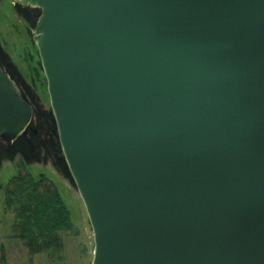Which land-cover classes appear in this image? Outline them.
Segmentation results:
<instances>
[{
	"label": "water",
	"instance_id": "95a60500",
	"mask_svg": "<svg viewBox=\"0 0 264 264\" xmlns=\"http://www.w3.org/2000/svg\"><path fill=\"white\" fill-rule=\"evenodd\" d=\"M13 1L93 264H264V0ZM33 114L0 66V137Z\"/></svg>",
	"mask_w": 264,
	"mask_h": 264
},
{
	"label": "rangeland",
	"instance_id": "374dc122",
	"mask_svg": "<svg viewBox=\"0 0 264 264\" xmlns=\"http://www.w3.org/2000/svg\"><path fill=\"white\" fill-rule=\"evenodd\" d=\"M39 13V8L24 6L13 0H0V65L15 80L21 93L35 103L34 122L42 131L49 130L51 150L59 144L60 139L46 76L34 41L33 27ZM45 116L49 119L53 117L54 127L52 123L48 125ZM37 153L26 154L27 161L24 162L21 156L12 155L6 142L3 144L0 140V264H93V229L69 167L68 172H62L56 161L43 160ZM20 172H30L36 177L45 176L52 180L70 209L73 229L72 232L62 233L60 251L33 253L17 236L19 228L14 211L5 202L4 186Z\"/></svg>",
	"mask_w": 264,
	"mask_h": 264
},
{
	"label": "trees",
	"instance_id": "16d2710c",
	"mask_svg": "<svg viewBox=\"0 0 264 264\" xmlns=\"http://www.w3.org/2000/svg\"><path fill=\"white\" fill-rule=\"evenodd\" d=\"M22 96L29 102L23 93ZM45 118L48 125L52 123L54 127L53 117L51 116L52 121L47 116ZM34 129L38 130V135H34L32 132ZM28 131L30 133L27 137L33 141L35 153L39 152L43 160L56 161L62 172H68V164L60 142L50 150L52 142L50 143V137L48 138L49 130L42 131L33 120ZM29 142L26 135L21 134L9 146L11 154L21 156L24 162L27 161L26 154L35 155L29 151H32L31 147H23ZM4 191L7 207L15 213L16 226L19 228L17 236L24 241L29 250L33 253L60 251L63 245L62 233L72 232L73 224L71 211L58 186L45 176L36 177L30 172H20L6 183Z\"/></svg>",
	"mask_w": 264,
	"mask_h": 264
},
{
	"label": "flooded vegetation",
	"instance_id": "af4514ba",
	"mask_svg": "<svg viewBox=\"0 0 264 264\" xmlns=\"http://www.w3.org/2000/svg\"><path fill=\"white\" fill-rule=\"evenodd\" d=\"M29 103H31L32 105H33V108H34V113L36 112V105H35V103L32 101V100H29ZM43 109V108H42ZM44 111H45V109H44ZM42 114V113H41ZM40 114V116L42 117V115ZM33 116H34V114H33ZM34 119H35V117H34ZM34 119H32V121L34 120ZM37 119V118H36ZM32 121H31V123H32ZM31 123H30V125L28 126V128L26 129V131L24 132V135H26V138L30 141L29 142V144L27 143V144H25V145H23V147H25V146H29V147H31V149H32V151L31 150H29L30 152H32V153H35V147L33 146V141L32 140H30L28 137H27V135L30 133L28 130H29V127H31ZM33 133H34V135L36 134V135H38V130L37 129H34L33 131H32ZM18 138V137H17ZM16 138V139H17ZM0 140L2 141V143L4 144L5 142H6V144L8 145V147L11 145V143L14 141H12V142H8L7 140H5L3 137H0ZM2 148L4 149L5 147H3L2 146Z\"/></svg>",
	"mask_w": 264,
	"mask_h": 264
}]
</instances>
